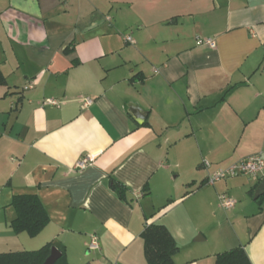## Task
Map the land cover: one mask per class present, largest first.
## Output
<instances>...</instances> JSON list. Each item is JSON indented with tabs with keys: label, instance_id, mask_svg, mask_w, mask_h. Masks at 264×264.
Masks as SVG:
<instances>
[{
	"label": "crops",
	"instance_id": "obj_1",
	"mask_svg": "<svg viewBox=\"0 0 264 264\" xmlns=\"http://www.w3.org/2000/svg\"><path fill=\"white\" fill-rule=\"evenodd\" d=\"M0 72V253L147 264L141 233L162 224L174 264L238 246L264 264V169L206 181L264 161V0H0ZM18 194L49 217L36 236L10 226Z\"/></svg>",
	"mask_w": 264,
	"mask_h": 264
},
{
	"label": "trees",
	"instance_id": "obj_2",
	"mask_svg": "<svg viewBox=\"0 0 264 264\" xmlns=\"http://www.w3.org/2000/svg\"><path fill=\"white\" fill-rule=\"evenodd\" d=\"M4 78L0 72V83ZM110 188L123 197V185L111 180ZM11 205L15 210V218L10 226L15 233L25 232L28 236H36L49 222V217L36 195H14ZM144 255L147 264H174L172 256L177 252V244L162 224H149L141 233ZM52 242L45 243L37 250L0 253V264H42L49 255ZM54 264H66L64 252ZM214 264H251L244 249L240 246L217 253Z\"/></svg>",
	"mask_w": 264,
	"mask_h": 264
},
{
	"label": "built area",
	"instance_id": "obj_3",
	"mask_svg": "<svg viewBox=\"0 0 264 264\" xmlns=\"http://www.w3.org/2000/svg\"><path fill=\"white\" fill-rule=\"evenodd\" d=\"M109 20V17H107ZM126 41H131L130 35L125 36ZM197 45L206 46L209 48L214 47V41L210 38H198L196 40ZM32 85L28 84L24 86V89L30 88ZM91 103L89 97H84L82 99V105L86 106ZM43 104L54 105L56 104L55 100L45 99ZM93 161V156L91 154H86L76 163V166L79 169H83L91 164ZM206 165L208 163L205 162ZM264 169V161L259 153L250 155L244 159L233 162L224 168H218L211 174L207 176V183L212 184L215 181L221 179L231 178L237 175H259ZM218 200L223 209H230L234 206L235 200L229 196L227 193H220L218 195ZM89 250H96L98 248L97 238L95 235L90 236L89 243L87 245Z\"/></svg>",
	"mask_w": 264,
	"mask_h": 264
},
{
	"label": "water",
	"instance_id": "obj_4",
	"mask_svg": "<svg viewBox=\"0 0 264 264\" xmlns=\"http://www.w3.org/2000/svg\"><path fill=\"white\" fill-rule=\"evenodd\" d=\"M264 191V181H261L254 191V197L257 198ZM60 257V251L53 246L50 250L49 255L45 258L42 264H54L55 261Z\"/></svg>",
	"mask_w": 264,
	"mask_h": 264
}]
</instances>
